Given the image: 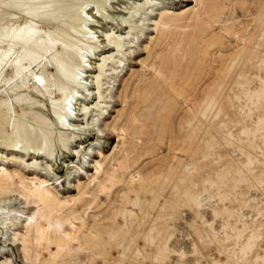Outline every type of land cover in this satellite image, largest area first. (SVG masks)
<instances>
[{"label": "rangeland", "instance_id": "374dc122", "mask_svg": "<svg viewBox=\"0 0 264 264\" xmlns=\"http://www.w3.org/2000/svg\"><path fill=\"white\" fill-rule=\"evenodd\" d=\"M111 1L124 6L128 0ZM188 5L195 2L161 0L144 10L146 20L134 30L139 38L126 51L124 62L107 76L108 103L99 117L103 131L70 133L71 146L83 143L82 162L93 173L100 152L117 155L121 148L111 126L121 125L131 111L137 113L142 128L135 136L138 146L128 162L125 182L140 171L145 178L142 188L135 182L130 197L123 198L129 188L121 185L91 208L79 202L85 220L81 245L68 244L57 256L47 251L42 264H215L219 259L222 264H264V121H259L264 104H253L245 96L247 88L260 85L257 76L264 77V0H202L191 18H177L172 33L160 35L155 30L160 11L180 12ZM99 19L104 21L102 16ZM168 60L171 65L166 70ZM138 86L147 89L140 97L132 95ZM206 108L200 121L197 112ZM47 113L54 129L58 119L51 110ZM59 135V130L53 131L56 141ZM16 143L12 140V150H5L3 156L12 158ZM42 143L45 147L44 135L20 145ZM68 147L58 145L55 151L61 152L56 161L59 174L65 173L63 162L73 157ZM14 154L13 160L0 159V163L32 177V159H23L20 151ZM249 156L254 164L243 167ZM79 179L88 180L80 169L70 182L56 185L57 193L67 198L76 194ZM187 192L200 200V208ZM134 198L138 203L129 219L131 231L121 230L113 249H105L102 238L116 230L115 204L126 208ZM5 203L29 212L17 195L0 196V211ZM25 218L15 210L8 221L23 232ZM7 258L13 264H33L22 245L0 239V264Z\"/></svg>", "mask_w": 264, "mask_h": 264}, {"label": "bare ground", "instance_id": "6f19581e", "mask_svg": "<svg viewBox=\"0 0 264 264\" xmlns=\"http://www.w3.org/2000/svg\"><path fill=\"white\" fill-rule=\"evenodd\" d=\"M159 1L128 0L123 1L124 6H114L111 0H0V146L3 147L0 148V159L13 160L14 153L20 151L23 159H32L29 167L34 168L33 176L29 177L5 162L0 163L1 198L17 195L29 209L24 212L16 205L11 209L4 204V210L0 211V239L22 245L27 259L33 264H42L47 251L57 256L67 249L68 244H80L85 220L77 207L79 202L91 208L100 197L110 196L121 185L129 188L124 191L123 198L130 197L135 182L140 188L143 186L145 178L140 171L131 173L129 181L125 182L128 162L138 146L135 136L142 128L141 119L134 111L121 125L115 123L111 126L119 136L121 148L117 155L105 156L100 152L102 158L95 160L93 173L83 165V143L75 147L69 140L74 138L70 133L98 135L103 131L99 117L108 103L106 93L110 86L107 76L116 71V64L124 62L126 51L139 38L134 30L138 29V23L146 20L144 10ZM193 1L194 6L188 5L180 12L170 8L160 11L154 19L155 30L160 35L172 33L177 18L187 19L197 13L202 0ZM109 20L117 26H109ZM261 64L264 65V60ZM164 65L169 70L171 63L168 60ZM162 71L159 68V72ZM257 78L260 85L247 88L245 96L253 104H264V77L258 75ZM143 90L147 89L138 86L132 95L140 97ZM127 97L126 94L124 101ZM236 98L240 99V96ZM207 109L197 112L200 121L205 118ZM49 110L58 119L54 129L49 125L52 118L47 113ZM259 121L263 124L264 116ZM56 129L60 131L57 141L53 138ZM41 135H44L45 147L43 143L29 148L20 145L38 141ZM128 137H131V143ZM12 140L17 143L12 158H7L3 153L9 148L12 150ZM58 145L69 146L73 156L63 162L64 174H59V167L56 168L61 153H55ZM253 164L249 156L242 166L250 168ZM79 169L86 173L88 180L85 183L78 180L76 194L68 198L60 196L56 185L70 182ZM187 194L200 208V200L190 192ZM137 203L138 199L134 198L128 201L126 208L123 203L115 204L113 220L116 230L102 238L105 249H113L121 230L131 231L129 219ZM15 210L26 216L23 232L13 228L8 221ZM222 262L219 259L215 264ZM4 264L13 262L7 258Z\"/></svg>", "mask_w": 264, "mask_h": 264}]
</instances>
